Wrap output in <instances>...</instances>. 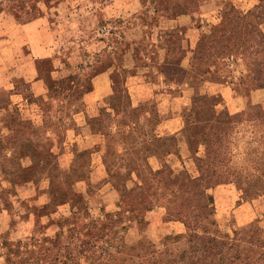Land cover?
<instances>
[{
	"label": "rangeland",
	"instance_id": "374dc122",
	"mask_svg": "<svg viewBox=\"0 0 264 264\" xmlns=\"http://www.w3.org/2000/svg\"><path fill=\"white\" fill-rule=\"evenodd\" d=\"M153 1L55 0L46 2L37 0L35 2L28 0L22 3L18 1L16 3L17 11L11 7L0 9V39L4 36L8 22L20 25L40 18L48 25L52 34L50 44L48 47L46 46V53L50 54L49 57L30 58L32 48L28 43L23 44L19 52L20 60L34 59L37 75L44 79L48 86L45 87L43 93L36 95L22 77H12L13 84L16 83L18 91L24 97L20 102V107L29 109L23 114L18 111L12 113V125L16 127L13 138L20 144L16 147L17 149L15 148L16 159L9 162L7 156L10 147L8 144L3 145L0 150V188L4 190L0 196L2 209L9 207L8 203H10V194L6 190L8 185L1 175L3 167L8 172L12 165L10 163H13L17 164L14 168L17 169L21 163L20 158L24 161L25 155L33 154V159H43L47 156L49 170H57L55 163H52L57 160L55 140L61 141V130H64L65 142L69 143L75 137L76 126L72 110L76 109L80 103L82 105L79 96L82 97L83 93L89 89L91 75L101 67L99 60L105 59L104 55L109 51L126 48L129 41L141 32H155L154 22L151 20L153 8H157L163 13L187 9L188 13L195 15L203 27V44L215 56L214 60L219 65V72L225 75L227 80L234 82L230 85L237 95H242L237 82L240 78L244 82H249L260 77V72L264 71V48L260 52L261 43L258 44V38L260 41H264V19L262 15H259V12L261 10L264 12V0ZM31 4H36L35 13L27 14L25 20L20 22L22 19L17 13L18 10L27 9V5ZM256 5L259 6V9L253 8ZM248 10H253V13H248ZM6 53L7 46L0 43L1 73H4L2 71L5 70L3 60ZM248 56L250 57L248 58ZM262 85L264 84L261 80L253 83L254 87ZM7 92V88H0V103L9 109L6 100ZM247 96L248 94L245 97ZM246 104H249V111L253 118L261 120L264 117V107L260 103L247 102ZM9 120V115H7L5 117L7 124ZM252 125L253 127L249 123H242L235 127H225L221 131L220 137L217 140L211 138L209 143L211 150L214 151L213 154H215L214 167H211L212 172H215V176H219L221 179V184L216 186L219 187L216 197H214V188L208 190L215 199L214 219L221 232L229 235H232L233 232L241 233L239 243L241 252L244 254H249V250L253 248L251 246L252 233L248 232L249 229H261L264 237V191L260 190L261 192L241 198L240 191L235 184L226 181L243 174L250 178L246 179V182L252 185L257 183L254 178L263 172L260 167L264 159L260 158L264 157V122H253ZM123 137L124 135L119 132H114L116 139L114 141L120 142ZM28 138L29 143L23 141ZM5 140L9 141V138L6 136ZM170 144L171 142H168L167 139L163 141V152L171 150ZM167 145L168 147H166ZM63 147L65 166L68 167L71 164V154L67 144H64ZM43 148L46 149V153ZM115 149L121 151L118 146ZM103 150L102 143L94 146L89 164L80 163L77 166L78 169L85 171L93 167L98 175H104L103 180L91 183L93 184L91 190H88L85 184L83 185L84 191H88L87 208L96 227L108 226L109 214L122 208L117 194L108 183V177L105 176L106 170L101 160ZM199 153H203V146L199 147ZM164 162L162 161L160 166ZM165 164L174 169L180 167L191 175H196L195 164L192 160H187L183 166L174 160ZM165 168L168 171V168ZM40 170L38 162H33L29 168V172L33 176L40 174ZM19 172L24 173L25 170L18 169L16 173ZM142 172L147 174L146 171ZM168 176L165 175L161 183L162 194H157L160 189L158 191L155 188L150 189L149 196H147V201H151L149 212L143 213L139 221L132 219L129 222H122L123 224L116 227L111 252H115L114 247H118L119 251H123V249L126 251L129 246L135 244L136 249L132 250L134 254H142L144 246L147 248L154 245L157 248H163L162 244L166 235L184 231L181 217L168 211V200L172 196L170 192L176 187L174 177ZM25 177L23 175L16 180L21 181ZM106 180L105 184H101ZM139 182L140 180L134 174L125 178V183L128 186H134ZM225 185H230V189L227 190ZM184 197V195L175 196V199L180 200ZM201 201L202 199H198V196H193L192 202L199 204ZM11 204L14 205L13 209L18 210L17 225L15 224V232H10L6 237L19 246L22 259H24L20 264H123L120 260L113 262L108 260V256L101 254L100 247L97 245L91 246V249L87 251L82 250L75 238L76 234L78 235L85 229V227L79 229L82 226L81 223L76 225L77 228L71 230L73 237L69 247H73L76 251L75 257L66 259L63 255H59L57 260L52 259V253L56 249L53 237L58 232L57 221L69 213V206L67 204L58 206L55 209L54 218L51 220L40 216L34 198L28 197L25 201L16 203L12 201ZM238 205L245 206L246 210L240 209L241 207L239 208ZM7 231L11 230L7 229ZM68 233L70 234V230ZM122 236L125 237V240L122 238L127 244L125 246L121 245L120 237ZM136 239L141 243H132ZM16 240H18L17 243ZM101 244L106 245L104 242ZM6 252V248L0 246V264H5ZM9 256L13 260L14 255L10 254ZM177 264L212 263L210 259H207L183 260Z\"/></svg>",
	"mask_w": 264,
	"mask_h": 264
},
{
	"label": "trees",
	"instance_id": "16d2710c",
	"mask_svg": "<svg viewBox=\"0 0 264 264\" xmlns=\"http://www.w3.org/2000/svg\"><path fill=\"white\" fill-rule=\"evenodd\" d=\"M18 1L22 3L28 0H0V9L11 7L17 11L16 3ZM33 1L36 2L37 0ZM38 1L53 2L55 0ZM140 1L143 2V0ZM150 2L154 1L150 0ZM35 5H27V9L18 10L17 13L22 19L20 22L25 20L27 14L35 13ZM253 8L259 9V6L256 5ZM188 12L187 9H181L163 13L157 8L152 9L151 14L153 17L151 20H153L152 22H154V26L160 32L161 37V44L158 47L163 48L162 46H164L166 48V54L162 59H160L159 48L150 42V33L145 31L131 39L126 48L109 51L104 55L105 59L99 60L101 67L94 73L108 67L113 68L111 74L112 94L100 102L98 114L92 117L85 113L86 103L83 100V95L90 89V86L82 97L79 96L82 105L79 102V106L72 110V117L76 126L75 137L71 142L67 143L63 137L64 130H61V141L55 140L57 160L52 163H55L57 170H49V159L47 156L43 159H33V154L25 155L24 161L20 158L19 161L21 163L17 169H14L17 164L13 163H10L12 165H10L8 172L3 167L1 171L2 179L7 182L8 189L6 190L10 194L9 207L2 209L0 206V246L5 247L7 250L5 253V264H20L24 261L19 246L12 243L6 235L8 236L10 232H15L16 215L18 214V210L13 209L14 205L12 206L11 202H23L27 197L40 200L37 204L40 216H46L51 220L54 218L53 215L58 206L64 204L69 206V213L57 221L58 232L53 237L56 249L52 253V259L57 260L59 255H63L66 259L75 257L76 251L73 247H69L72 244L70 240L73 237L71 230L77 228L76 225L81 223L82 226L79 229L81 230L84 227L85 229L75 235L79 242L78 246L82 250L87 251L91 249V246L97 245L100 247V253L108 256L107 259L112 262L120 260L123 264H177L183 260L198 261L210 259L212 264H264V237L262 230L259 228L248 230V232L252 233L251 246L253 248L249 250V254L242 253L239 243L241 233L233 232L232 235H229L218 229L214 219L215 199L208 191L221 184L220 177L215 176V172H212L211 168L214 167L215 154L210 148V139L214 138L217 140L225 127H235L242 123H249L253 127V122L263 123L264 117L261 120L253 118L249 111V104H246L243 111L230 114L222 106V100L219 96L200 91L205 82L234 84V82L227 80L226 76L219 72V65L214 60L215 56L203 44V33L198 36L191 50L188 67L183 68L181 66V60L185 53L179 55V48L186 30L178 24L171 26L167 22ZM249 12L253 13V10H248ZM259 15H262L264 19L262 10ZM258 42V44L261 43L259 50L262 52L264 41H260L258 38ZM129 50L135 62L134 71L142 70L146 67L150 70L155 69V71L164 74L169 80L176 83L183 82L194 90L190 103L182 110V128L175 137H169V142H171V149H174L178 158H181L180 144H185L188 160H192L195 164L196 175H191L187 170L180 167L177 169L170 168L165 164L166 162L156 169H153L148 163L147 158L155 151L153 146L154 134L152 132L153 124H155L157 118L155 103L152 100H148L137 107H133L130 103L129 95L124 85V79L129 71L125 67L126 55ZM95 63L97 62L95 61ZM260 73L262 76L260 75V77L249 82H244L242 78L237 81L242 96L245 97L252 89L264 87V85L254 87L256 84L253 86L254 81L257 82L258 80H261L264 84V71ZM36 79L42 82L44 92L45 87L48 86L45 80L38 75ZM25 82L32 90L31 84L27 81ZM15 94L20 95L19 99H15L17 97L14 96ZM23 99L24 97L18 91V86L15 83L13 84V89L8 91L6 96L7 104L10 108L7 109L0 103V150L3 145H9L7 156L9 162L12 159H16V147L20 146L13 138L16 133V127L12 125V113L18 111L23 114L29 109L20 107V102ZM146 112L153 115L145 118L146 120L141 124L142 116ZM7 115L10 118L8 124L5 121ZM79 121L85 122V124L80 126L78 125ZM57 130H59L58 127ZM115 131L124 135L120 142L114 141L116 140L114 138ZM6 136L9 141L5 140ZM96 136L102 139L104 145L101 160L106 170L105 176L108 177V183L111 184V188L115 191L119 202L122 204L121 209L109 214V224L105 227L95 226V222L87 208L86 197L88 191H84L83 188L85 184L89 190L93 185L91 183L103 180L104 175L97 174L94 177L92 176L94 174L92 168H88L85 171L77 167L80 163L89 162L91 147L86 144L91 137ZM79 140H82V142ZM23 141L26 143L30 142L29 138L23 139ZM64 144H67L71 154V164L68 167L65 166ZM173 144L175 145L173 146ZM116 146L120 147L121 151L116 150ZM200 146H203L202 154L199 153ZM43 151L46 153L45 148H43ZM260 159H264V157ZM33 162H38L41 167L40 174L37 176H33L29 172ZM165 167L168 168L170 173L166 171ZM257 168L258 170L261 168L263 171L260 176L254 178L257 183L248 184L246 179L250 178L243 174L235 176L226 182L235 184L240 191L241 198L261 192L260 190L264 191V162L262 161L261 167L259 168L258 166ZM18 169H24L25 172L16 173ZM142 171H146L147 174H143ZM131 174H135L140 180L134 186H128L125 183V178ZM23 175L26 177L22 178L21 181L16 180V178ZM165 175L174 177L176 186L170 192L172 194L170 199L172 200L171 202L170 199L168 200V211L181 217L184 231L166 235L162 244L163 248H157L154 245L147 248L144 246L142 254H134L135 244L129 246L126 251L124 249L119 251L118 247H114L115 252H111L112 239L116 233V227L119 224H123L122 222H129L132 219L139 221L143 213L151 210V201H147V196H149L151 188H155L157 191L160 189L157 194H162L161 183ZM106 182L107 180L102 181L101 184ZM3 192L4 190L0 188V196ZM180 195L185 197L180 200L175 199V196ZM193 196H198V199H202V201L199 204L192 202ZM3 221L7 222L6 226L2 224ZM7 229L11 231H7ZM69 230L70 234L68 233ZM122 238L125 240L124 236L120 237L121 245H127ZM99 242L100 244H98ZM101 242L106 243V245L104 246ZM134 242H137V244L141 243L138 239L132 243ZM10 254L14 255L13 260H11ZM24 258L26 257L24 256Z\"/></svg>",
	"mask_w": 264,
	"mask_h": 264
},
{
	"label": "crops",
	"instance_id": "0c3cea01",
	"mask_svg": "<svg viewBox=\"0 0 264 264\" xmlns=\"http://www.w3.org/2000/svg\"><path fill=\"white\" fill-rule=\"evenodd\" d=\"M167 23L171 26L178 24L186 30L179 48V55L185 53V56L181 60V66L186 68L190 61L191 50L198 36L203 33V27L192 13L181 14L176 19L169 20ZM154 28L155 32L150 33V42L158 47V45L161 44L160 32L155 26ZM4 31V36L0 39V43L7 46V53L3 60L5 70L2 72L4 73L0 72V88L5 87L8 91L12 90V77L18 76L31 84L34 94H41L43 92L42 82L36 79L37 71L33 60L50 56L49 53H46V46L48 47L50 44L49 42L52 36L48 25H46L41 18L20 25L8 22V26ZM25 43H28L32 48L30 58L34 57L33 60H20L18 57ZM162 47L163 48L158 47L160 59L166 54V48H164V46ZM134 65L135 62L129 50L126 55L125 64V67L129 71L124 79V85L129 95L130 103L133 107H137L148 100H152L155 103V114L157 116L152 129L155 151L147 158V161L153 169L160 167L162 161L170 163L171 160H174V162L178 161V163L183 166V163L188 160L185 144H180L181 158L177 157L174 149L163 152L162 145L164 140L167 139L169 142V137H175L182 128V110L190 103L194 90L183 82L176 83L169 80L164 74L155 71V69L150 70L146 67L147 69L143 68L142 70L134 71ZM112 71L113 68L108 67L94 73L90 77V89L83 95V100L86 103L85 113L89 117L96 116L98 114V105H100V102L105 97L112 94ZM200 91L202 93L219 96L222 100V106H224L230 114L243 111L247 102L260 103L264 107V87L252 89L247 97L237 95L232 89V86L227 83L205 82L200 88ZM14 96H17L15 99H19L20 95L15 94ZM151 115L153 114L146 112L145 115L142 116L140 123L143 124L144 120H146L145 118L151 117ZM84 124L85 122H78L80 126ZM159 140H161V142H159ZM79 141L82 142V140ZM99 143H102V139L97 136L91 137L90 141L88 140L86 145L91 147V155H93L94 146ZM174 145L175 144H173V146ZM166 147H168V145ZM90 168L94 170L92 176L96 177L98 172L95 168ZM225 186L227 190L231 187L230 185ZM218 192L219 187L214 188V197L218 195ZM39 201L40 200H36L37 204ZM238 207H241L240 209H244V211L246 210L243 205H238ZM44 217L48 219L46 216ZM2 224L6 226L7 222L3 221Z\"/></svg>",
	"mask_w": 264,
	"mask_h": 264
}]
</instances>
